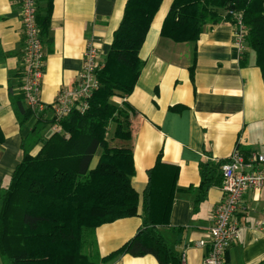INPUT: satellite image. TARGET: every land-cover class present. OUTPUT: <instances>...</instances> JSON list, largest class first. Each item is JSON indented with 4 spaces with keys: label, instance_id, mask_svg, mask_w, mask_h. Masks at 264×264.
Masks as SVG:
<instances>
[{
    "label": "crops",
    "instance_id": "obj_1",
    "mask_svg": "<svg viewBox=\"0 0 264 264\" xmlns=\"http://www.w3.org/2000/svg\"><path fill=\"white\" fill-rule=\"evenodd\" d=\"M48 1L37 0L39 16L45 15ZM125 3L51 0L49 27L42 36L43 104L50 106L61 89L76 83L87 43L97 47L98 60L104 62ZM171 3L162 0L152 20L139 51L144 66L133 91L111 101L133 112L131 186L139 196V209L148 172L157 159L176 168L169 222L157 229L180 264H202L208 252L213 211L222 200V191L220 183L197 201L200 166L227 160L236 146L246 156L264 150V78L254 54L249 50L239 53L233 45L234 27L229 22L206 25L195 43H175L161 37ZM19 12L20 0H0V194L9 185L23 153L34 155L38 151L37 138L32 134L36 122L44 126L40 133L43 138L58 130L48 123L53 119L51 109L33 114L23 124L16 111L23 54ZM48 127L51 132L47 134ZM263 208L264 188L245 193L235 213L238 238L227 251L226 264H257L264 259ZM140 226L141 218L131 217L96 228L92 236L96 254L103 257L116 251ZM0 264H7L1 256ZM111 264L159 263L151 255H123Z\"/></svg>",
    "mask_w": 264,
    "mask_h": 264
},
{
    "label": "trees",
    "instance_id": "obj_2",
    "mask_svg": "<svg viewBox=\"0 0 264 264\" xmlns=\"http://www.w3.org/2000/svg\"><path fill=\"white\" fill-rule=\"evenodd\" d=\"M50 2L45 15L37 10L41 36L49 27ZM161 3L126 0L88 109H73L58 123L50 120L58 130L47 138L40 135L44 126L38 121L34 125L39 149L34 155L23 153L0 194V256L7 264H111L123 255H151L159 264H180L157 229L169 222L177 169L157 159L148 172L139 209V196L131 186L133 112L111 101L133 91L144 66L139 51ZM230 12L238 13L247 28L246 50L254 54L264 78V0H172L160 36L195 43L206 25L232 22ZM15 106L22 124L33 115L22 95L15 98ZM224 162L200 166L197 201L222 183ZM131 217L141 218L135 236L116 251L97 256L88 234ZM257 264H264V259Z\"/></svg>",
    "mask_w": 264,
    "mask_h": 264
},
{
    "label": "built area",
    "instance_id": "obj_3",
    "mask_svg": "<svg viewBox=\"0 0 264 264\" xmlns=\"http://www.w3.org/2000/svg\"><path fill=\"white\" fill-rule=\"evenodd\" d=\"M37 0H20V20L23 28V54L21 60L20 95L33 114L48 109L53 112L56 123L66 118L73 109L83 113L88 101L99 88L97 72L103 67L98 60V49L87 43L82 57V68L76 83L70 89H61L54 102L47 106L40 100L42 88L44 52L43 40L37 23ZM233 25V45L243 53L246 50L247 28L236 12H230ZM222 200L213 211L209 228L208 252L202 264H226L228 249L236 243L239 223L235 218L245 193L264 188V150L249 156L236 146L226 162L221 165ZM264 225V208L262 211ZM199 242V245H203Z\"/></svg>",
    "mask_w": 264,
    "mask_h": 264
},
{
    "label": "rangeland",
    "instance_id": "obj_4",
    "mask_svg": "<svg viewBox=\"0 0 264 264\" xmlns=\"http://www.w3.org/2000/svg\"><path fill=\"white\" fill-rule=\"evenodd\" d=\"M250 55H251V57H253V54H252V53H251ZM43 132H44V131H43ZM50 132H51V128H50V127H48V129L46 130V133L48 134V133H50ZM44 134H45V132H44ZM45 135H46V134H45ZM32 139H33V138H32ZM97 154H98V153H97ZM89 236H91V237H92V236H93V234H91V235H90V234H88V236H87V239H88V237H89ZM97 256H98V255H97ZM92 259H93L94 261H97V260H98V257H92Z\"/></svg>",
    "mask_w": 264,
    "mask_h": 264
}]
</instances>
